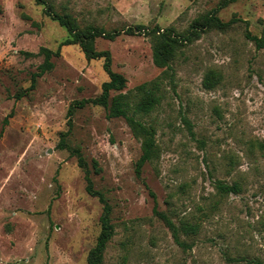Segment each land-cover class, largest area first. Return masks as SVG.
Returning <instances> with one entry per match:
<instances>
[{"label":"rangeland","instance_id":"obj_1","mask_svg":"<svg viewBox=\"0 0 264 264\" xmlns=\"http://www.w3.org/2000/svg\"><path fill=\"white\" fill-rule=\"evenodd\" d=\"M52 1L81 27L121 32L94 45L110 52L111 70L126 79L123 92L162 71L146 32L183 33L213 11L237 21L179 46L159 103L135 116L154 125L159 148L138 177L140 142L126 120L107 117L101 105H79L102 94L104 59L62 45L53 69L30 87L43 61L39 49L55 51L70 36L35 0H0V264H87L103 204L86 192L77 153L111 207L114 234L104 264L264 261V49L245 37L246 30L260 35L264 0ZM136 25L143 29L123 32ZM209 72L210 89L203 85ZM217 181L237 183L239 192L221 196ZM154 206L176 225L199 223L198 233H180L179 245Z\"/></svg>","mask_w":264,"mask_h":264},{"label":"trees","instance_id":"obj_2","mask_svg":"<svg viewBox=\"0 0 264 264\" xmlns=\"http://www.w3.org/2000/svg\"><path fill=\"white\" fill-rule=\"evenodd\" d=\"M233 2L235 0H229ZM37 4L43 5V12L51 19L56 20L61 26L65 27L69 38L65 39L59 47L53 51L51 49L41 47L37 55L43 56V61L38 65L37 71L31 75V86L34 87L36 79L41 77L46 72L53 69L54 64L52 57L59 55L60 46L78 44L84 52L87 59L103 58V68L108 75V80L103 83L102 94L94 99L83 100L79 105L86 102H91L96 105H101L106 110L107 117H123L133 136L140 142L141 154L135 164V173L139 177L142 167L148 163L156 160L159 157V148L156 142V130L153 124L145 123L135 116L149 114L160 101V86L164 79L173 80L172 63L179 56L178 48L183 43H190L200 37L201 33L207 30L224 31L231 24L235 23L237 19L231 18L228 21H222L215 11L206 13L194 19L189 28L185 32H176L173 28L160 29L158 27L146 32L149 36L152 50V60L156 67L161 68L160 75L150 81L144 82L135 87L133 91L123 92L126 87V79L120 74L111 70V55L108 50L98 51L95 48L94 41L97 37H104L106 39H114L120 31L105 32L102 28H97L92 25H85L81 27L76 19L63 7L61 11L56 10L55 4L52 0H35ZM143 29L142 25H136L134 28H127L123 32L126 34H134L135 31ZM245 37L253 42L255 49H264V23L259 36L251 34L248 30L245 31ZM33 55L32 53H26ZM35 55V54H34ZM214 73L206 74L203 85L205 88H212L215 84ZM110 92H115L112 96ZM7 121L6 119L4 120ZM189 125V122H186ZM78 164L84 169L86 192L91 196H97L99 201L103 204L100 220V233L96 239L95 245L90 249L86 262L87 264H104V252L106 247L114 234V226L110 219L111 207L104 198L103 194L98 192L93 187V182L90 177V170L87 168V163L84 157L77 153ZM92 166L95 171H99L97 162L92 160ZM215 188L219 195L225 196L230 193H238L239 186L237 183L226 184L221 181L215 183ZM153 195V194H152ZM153 212L157 215L170 229L174 240L184 246L185 242L179 239V234L186 236L195 235L199 231L200 224L191 221H180L176 225L171 218L164 212L156 210L154 206ZM253 264H264L260 259L252 260ZM118 264H126L123 259Z\"/></svg>","mask_w":264,"mask_h":264}]
</instances>
